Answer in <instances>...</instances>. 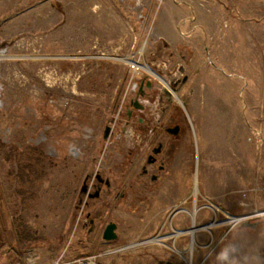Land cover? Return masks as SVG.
<instances>
[{
    "label": "rangeland",
    "instance_id": "rangeland-1",
    "mask_svg": "<svg viewBox=\"0 0 264 264\" xmlns=\"http://www.w3.org/2000/svg\"><path fill=\"white\" fill-rule=\"evenodd\" d=\"M0 86V264H264V0H0ZM167 103L162 188L130 151Z\"/></svg>",
    "mask_w": 264,
    "mask_h": 264
},
{
    "label": "flooded vegetation",
    "instance_id": "flooded-vegetation-1",
    "mask_svg": "<svg viewBox=\"0 0 264 264\" xmlns=\"http://www.w3.org/2000/svg\"><path fill=\"white\" fill-rule=\"evenodd\" d=\"M149 87V86H147ZM151 87V86H150ZM149 87V88H150ZM168 93V91H166ZM145 94H139L137 95L138 97V102L139 104L142 105V107H136L134 105V99H131L129 104H128V118L129 120L127 122H130V120L137 116L134 114L135 110H138L139 112H144V105L140 101V98H143ZM147 97H152L154 98V95H147ZM169 98V97H168ZM160 120L157 122V124H153L152 127H150L149 133L147 130H142L141 128L135 130V134H139L141 136L145 135L146 141L149 143V151L146 152L145 155H142L141 152L139 151V144L134 145V151H130L134 157H139L141 159V170H140V178H147L149 180V183L155 185L159 182H162L164 178L169 175L168 170H170V166L172 165L173 162V156L171 153L175 150L177 143L176 141L179 140V134L181 131V126L179 128V132L177 135L173 134L171 132V129L175 125H180L179 120L177 118V114L174 113L173 110L170 109V104L167 103V107L162 110ZM148 117V115L146 116ZM138 124H143L145 118L138 116ZM160 129V130H159ZM113 132V127L110 126L109 133L105 139L109 138L110 135ZM152 159L151 162L149 160ZM91 174H87L85 181L88 185V191L86 192L89 194V191L91 189V185H93V189L95 188L96 190H99V195L102 193H111V182L109 177H103L101 172L97 170L95 172V177H92L91 181ZM146 180V179H145ZM90 181V183H89ZM95 181V182H94ZM93 193L90 194V196ZM83 193V192H82ZM98 195V196H99ZM92 197V196H91ZM96 197V196H95ZM91 223V232L95 230L96 227V221L95 219L90 220ZM103 233V232H102ZM1 241V240H0ZM1 244V242H0Z\"/></svg>",
    "mask_w": 264,
    "mask_h": 264
},
{
    "label": "water",
    "instance_id": "water-1",
    "mask_svg": "<svg viewBox=\"0 0 264 264\" xmlns=\"http://www.w3.org/2000/svg\"><path fill=\"white\" fill-rule=\"evenodd\" d=\"M145 81L143 80L142 83H141V91L139 92L140 94H144V90L142 89L143 85H144ZM147 86H151V82L150 81H147L146 83ZM138 97H136L134 99V105L136 107H142L141 104H139L138 102ZM179 128H180V125H175L172 129H171V132L175 135L178 134L179 132ZM109 130H110V126H107L106 129H105V133H104V137H107L108 133H109ZM152 159L149 160V162H151ZM88 191V185L86 182H84L83 186H82V189H81V192L83 193H86ZM99 195V190H96V192L94 194H92L91 196L92 197H95V196H98ZM117 223L114 222V221H109L105 227H104V230H103V233H102V238L104 240H107V241H111V240H115L118 238V232H117ZM1 242V241H0Z\"/></svg>",
    "mask_w": 264,
    "mask_h": 264
},
{
    "label": "built area",
    "instance_id": "built-area-1",
    "mask_svg": "<svg viewBox=\"0 0 264 264\" xmlns=\"http://www.w3.org/2000/svg\"><path fill=\"white\" fill-rule=\"evenodd\" d=\"M166 91H168V95L169 96L172 94L171 91H170V89L167 88ZM140 101L142 102V104L144 105V107L147 106L148 99H144V97H143V98H140ZM149 114L150 113H148L147 115H149ZM147 115H145V116H147ZM160 118H161V115H160V113H158L157 114V117H156V120L159 121ZM126 131H127V129H124L123 130L124 133H126ZM144 137H145V135H143V136H141L139 134L136 135L135 134V131H134L133 138H135L136 141L134 142L133 147H134L135 144H139L138 148H139V151L141 152L142 155H145L146 153H144L143 147L141 145L142 144L148 145V142L146 141V137L145 138ZM148 150H149V145H148ZM98 258H99L98 254H91V255H86V256H82V257L75 258L73 260L67 261V262L62 263V264H99V259Z\"/></svg>",
    "mask_w": 264,
    "mask_h": 264
},
{
    "label": "crops",
    "instance_id": "crops-1",
    "mask_svg": "<svg viewBox=\"0 0 264 264\" xmlns=\"http://www.w3.org/2000/svg\"><path fill=\"white\" fill-rule=\"evenodd\" d=\"M189 8H191V6L189 5L188 6ZM262 102H264V97L262 98ZM193 107V106H192ZM258 123H259V125H260V127H259V130L258 131H260V132H258V133H256V134H259V133H261L262 134V136L264 137V115L261 117V118H259L258 119ZM254 129V131H256V129L255 128H253ZM178 146V145H177ZM172 166H173V168H172V171H173V173H172V175H171V177L169 178V179H167V180H163L162 182H159V184L162 186L163 185V187L162 188H164L166 185V182H171V178L174 176V172H176V169H175V167L177 166L178 167V165L177 164H175L174 163V161L172 162ZM178 172V171H177ZM176 172V173H177ZM165 185V186H164ZM157 186H158V183H157ZM161 188V187H160ZM159 190V189H158ZM169 191V188L167 189V191L166 192H168ZM194 191L195 192H198V188H197V186L195 187V189H194ZM165 192V193H166ZM158 193H161V190H159L158 191ZM168 195V194H167ZM181 196L182 195H178L177 197L179 198V199H181ZM183 197V196H182ZM165 200H169L170 198H169V196H166L165 198H164ZM112 220V219H111ZM104 230V229H103ZM103 232V231H102ZM101 239H102V235H101ZM105 241V240H104Z\"/></svg>",
    "mask_w": 264,
    "mask_h": 264
},
{
    "label": "bare ground",
    "instance_id": "bare-ground-1",
    "mask_svg": "<svg viewBox=\"0 0 264 264\" xmlns=\"http://www.w3.org/2000/svg\"><path fill=\"white\" fill-rule=\"evenodd\" d=\"M1 56H3V55H1ZM145 72V71H144ZM147 72H149V73H151L153 76H154V72H152V71H150V70H148L147 69ZM154 77H156V76H154ZM0 91H1V86H0ZM74 151V150H73Z\"/></svg>",
    "mask_w": 264,
    "mask_h": 264
}]
</instances>
